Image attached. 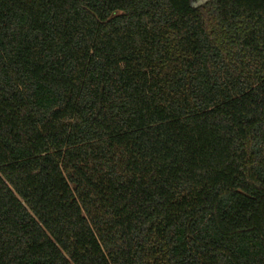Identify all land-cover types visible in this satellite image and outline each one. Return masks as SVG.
Masks as SVG:
<instances>
[{
    "label": "trees",
    "instance_id": "16d2710c",
    "mask_svg": "<svg viewBox=\"0 0 264 264\" xmlns=\"http://www.w3.org/2000/svg\"><path fill=\"white\" fill-rule=\"evenodd\" d=\"M0 264H264V0H0Z\"/></svg>",
    "mask_w": 264,
    "mask_h": 264
},
{
    "label": "flooded vegetation",
    "instance_id": "af4514ba",
    "mask_svg": "<svg viewBox=\"0 0 264 264\" xmlns=\"http://www.w3.org/2000/svg\"><path fill=\"white\" fill-rule=\"evenodd\" d=\"M199 1H201V0H199ZM205 1V0H204Z\"/></svg>",
    "mask_w": 264,
    "mask_h": 264
},
{
    "label": "rangeland",
    "instance_id": "374dc122",
    "mask_svg": "<svg viewBox=\"0 0 264 264\" xmlns=\"http://www.w3.org/2000/svg\"><path fill=\"white\" fill-rule=\"evenodd\" d=\"M194 3H196V2H194Z\"/></svg>",
    "mask_w": 264,
    "mask_h": 264
},
{
    "label": "water",
    "instance_id": "95a60500",
    "mask_svg": "<svg viewBox=\"0 0 264 264\" xmlns=\"http://www.w3.org/2000/svg\"><path fill=\"white\" fill-rule=\"evenodd\" d=\"M205 1H207V0H205Z\"/></svg>",
    "mask_w": 264,
    "mask_h": 264
}]
</instances>
